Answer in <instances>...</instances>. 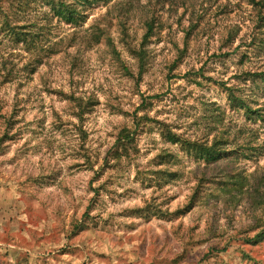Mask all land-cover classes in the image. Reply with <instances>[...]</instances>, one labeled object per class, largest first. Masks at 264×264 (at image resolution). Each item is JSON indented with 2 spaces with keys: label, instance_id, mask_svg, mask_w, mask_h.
<instances>
[{
  "label": "rangeland",
  "instance_id": "1",
  "mask_svg": "<svg viewBox=\"0 0 264 264\" xmlns=\"http://www.w3.org/2000/svg\"><path fill=\"white\" fill-rule=\"evenodd\" d=\"M48 1L0 8V264H264L258 10Z\"/></svg>",
  "mask_w": 264,
  "mask_h": 264
},
{
  "label": "trees",
  "instance_id": "2",
  "mask_svg": "<svg viewBox=\"0 0 264 264\" xmlns=\"http://www.w3.org/2000/svg\"><path fill=\"white\" fill-rule=\"evenodd\" d=\"M75 2H79L80 0H74ZM86 1H90V0H86ZM247 3L249 5H251L253 7V9L255 10H258V17H259V20H263L264 17L262 16L263 15V7H264V2L263 0H246ZM4 2V0H0V8H1V4ZM48 5L51 6V10L56 14V16H58L59 18H61V20H64L68 23H73V22H76L78 20V18H76V16L78 15V11L76 9V7L71 4V3H68L66 2L65 0H61V1H58V0H49L48 1ZM75 4V3H74ZM154 24L151 22H146L145 23V28H146V31L144 33V36H143V45L146 44L152 37V35L154 34L153 33V27ZM134 54H137V56L141 57V61H142V52H143V49H140L139 51H136L134 49ZM230 91V101L237 104L238 106L242 107L244 110H245V113L249 116H251L252 114H259L258 111H255L252 109V106L249 104V100H247L246 98H243V97H238L237 95H235L234 93V88H229L228 89ZM127 140L129 141H124L123 143V146L125 149H127L126 145L127 142L128 143H132L133 142V139L131 138L130 135H128L127 137H125ZM170 141L174 144H177L179 142V139L177 138L176 135H171V139ZM197 154L201 155L202 158H206L207 160H211V161H215L217 160L220 156H222V153L220 152H217V151H214L213 148H209V147H205V148H201ZM239 179V178H237ZM264 236V233H260L259 235H257V237H255V240L254 241H259L263 238ZM252 242V241H251Z\"/></svg>",
  "mask_w": 264,
  "mask_h": 264
}]
</instances>
